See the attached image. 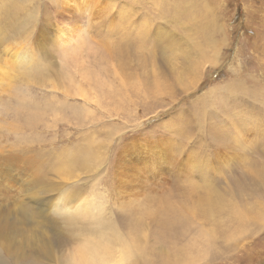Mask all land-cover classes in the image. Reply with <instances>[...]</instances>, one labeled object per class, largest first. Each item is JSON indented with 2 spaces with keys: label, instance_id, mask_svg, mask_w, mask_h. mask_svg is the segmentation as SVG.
Instances as JSON below:
<instances>
[{
  "label": "rangeland",
  "instance_id": "rangeland-1",
  "mask_svg": "<svg viewBox=\"0 0 264 264\" xmlns=\"http://www.w3.org/2000/svg\"><path fill=\"white\" fill-rule=\"evenodd\" d=\"M18 49L0 264L97 242L119 264H264V0H0V55Z\"/></svg>",
  "mask_w": 264,
  "mask_h": 264
},
{
  "label": "bare ground",
  "instance_id": "bare-ground-1",
  "mask_svg": "<svg viewBox=\"0 0 264 264\" xmlns=\"http://www.w3.org/2000/svg\"><path fill=\"white\" fill-rule=\"evenodd\" d=\"M69 32H72V33H74V30H69ZM79 32H81V31H79ZM77 33L76 35H75V33L73 34L74 35V37H75V39L77 40L79 37H80V33ZM65 35V34H64ZM71 35V34H70ZM66 36V35H65ZM81 38V37H80ZM79 38V39H80ZM73 39V38H72ZM63 43V42H62ZM67 43V42H66ZM66 43H64V44H66ZM63 45V44H62ZM61 45V46H62ZM65 48V45H63L62 46V48ZM140 47H141V44H140ZM61 48V49H62ZM63 48V49H64ZM142 48V47H141ZM143 49H145V48H143ZM18 53L17 54H15V56H14V58L13 59H11L12 58V55L13 54H10L8 51H4L3 52V55H0V83H8V81H9V77H10V75H11V73H13V72H15V69L16 68H18L17 67V65H20V61H21V58H22V56L23 57H26V56H24V55H27V53H26V51H28V50H26L25 51V53H23L24 55H22L21 53H20V51H21V49H18ZM134 52V51H133ZM64 54V53H63ZM138 55V54H137ZM27 58V57H26ZM126 58H127V56H126ZM134 61V64H135V66H136V71L138 70L139 72V75H143L144 76V74H146L147 72H148V68H149V70H150V74L149 75H145L146 77H148L149 78V76H153V74H154V70L152 69V65H151V63H150V59H148V58H135V59H129V60H123L122 61V63L124 64L126 61ZM17 61H18V63H17ZM152 61V60H151ZM121 62V61H120ZM28 63V62H27ZM121 63V64H122ZM215 63V62H214ZM131 64H132V62H131ZM124 65H127V64H124ZM66 66V65H65ZM212 66V65H211ZM125 68H127V67H125ZM89 70V69H88ZM129 71V70H128ZM23 72V71H22ZM93 75V74H92ZM138 76V75H137ZM136 76V77H137ZM144 76V77H145ZM155 76V75H154ZM141 77V76H140ZM98 78V77H97ZM156 80V79H155ZM150 81V80H149ZM153 82V81H152ZM155 82H158V81H155ZM196 82V81H195ZM114 84V83H113ZM155 84H158V83H155ZM153 85V84H152ZM165 85V84H164ZM156 87V86H155ZM154 87V88H155ZM160 88V87H159ZM165 88V87H164ZM156 89V88H155ZM163 89V88H162ZM94 94V93H93ZM92 94V95H93ZM36 113V112H35ZM133 142L134 143H132L133 145L131 146V148L129 149V152L130 153H132V152H138V153H141V152H143V149H144V147H143V145H145V143L143 142H140V143H138V139H134L133 140ZM138 143V144H137ZM155 144V143H154ZM154 144H151V141H147V146L148 145H151V147H153L154 146ZM136 146V147H135ZM162 146H164V145H162ZM137 147H139V148H137ZM143 147V148H142ZM165 147V146H164ZM155 148V147H154ZM161 149V148H160ZM166 149H167V147H166ZM153 151V150H152ZM161 153V152H160ZM151 154V153H150ZM159 156H161V155H159ZM153 157V156H152ZM155 159H156V156H155ZM223 159H226V161L227 162H229V160H231L232 159V157H230V156H224L223 157ZM162 160V159H161ZM156 161V160H155ZM88 170V169H87ZM262 172V171H261ZM2 187V186H1ZM247 187V186H246ZM4 188V187H3ZM6 192V190H4V189H2V188H0V196L3 194V193H5ZM160 200V199H159ZM84 202V201H83ZM81 203L80 205H79V207L81 206V205H83V204H86L87 202H84V203ZM89 206V205H88ZM140 206V205H139ZM78 209H81V207L80 208H78ZM77 209V210H78ZM78 215V214H77ZM138 225V224H137ZM136 227V226H135ZM107 234H108V232H106ZM104 234V236L105 235H107V234ZM97 234V233H96ZM111 234V233H110ZM109 235V234H108ZM113 235V234H112ZM161 235V234H160ZM165 235V234H164ZM92 237H94L93 235H92ZM104 238V237H103ZM95 239V238H94ZM115 239V238H114ZM99 240V239H98ZM103 241H104V239H103ZM108 241V240H107ZM114 241V240H113ZM115 241H116V239H115ZM97 242V241H96ZM106 242V241H105ZM115 243H117V242H115ZM127 243V242H126ZM113 244H114V242H113ZM133 244V243H132ZM115 245V244H114ZM113 245V246H114ZM128 245V244H127ZM126 245V246H127ZM108 246V245H107ZM112 246V245H111ZM122 246V245H121ZM131 246V245H130ZM109 247V246H108ZM117 247V246H116ZM114 248V247H113ZM120 249V248H119ZM127 249V248H126ZM132 249V248H131ZM116 250H117V248H116ZM125 250V249H124ZM117 251L119 254L118 255H116L115 253H113V254H115L116 255V257H115V259H114V261H112L111 259L112 258H108L109 257V255L111 254H109V255H107V251H106V247L102 244V245H100L98 242L96 243V244H94V245H91V248H86V249H83L81 252H80V254L76 257V253H74V255L72 256V261H71V264H119V263H122V261L124 260L125 261V258L127 257V253L129 252H127V251ZM108 251H109V249H108ZM115 251V250H114ZM113 251V252H114ZM139 257V256H138ZM76 258V259H75ZM110 260L112 261V262H110Z\"/></svg>",
  "mask_w": 264,
  "mask_h": 264
},
{
  "label": "snow or ice",
  "instance_id": "snow-or-ice-1",
  "mask_svg": "<svg viewBox=\"0 0 264 264\" xmlns=\"http://www.w3.org/2000/svg\"><path fill=\"white\" fill-rule=\"evenodd\" d=\"M70 23H72L73 26L79 25L80 23H82V20L80 18H75L72 21H70ZM49 41L45 40L42 41L40 44H38V47H41V49L43 50V45H46V43H48ZM162 40H158L157 43H162ZM230 103H239V104H243L245 102V98L242 97H236L234 101H229ZM73 198L76 196V193H72Z\"/></svg>",
  "mask_w": 264,
  "mask_h": 264
}]
</instances>
